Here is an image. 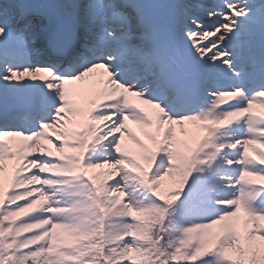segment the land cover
Here are the masks:
<instances>
[{
	"label": "snow or ice",
	"instance_id": "6c2138e0",
	"mask_svg": "<svg viewBox=\"0 0 264 264\" xmlns=\"http://www.w3.org/2000/svg\"><path fill=\"white\" fill-rule=\"evenodd\" d=\"M61 7L0 0V264H264V0Z\"/></svg>",
	"mask_w": 264,
	"mask_h": 264
},
{
	"label": "rangeland",
	"instance_id": "374dc122",
	"mask_svg": "<svg viewBox=\"0 0 264 264\" xmlns=\"http://www.w3.org/2000/svg\"><path fill=\"white\" fill-rule=\"evenodd\" d=\"M18 2L21 3H31V4H36L40 5V11L44 14V16L47 17V19L44 18V16H38L35 18L34 23H36L39 27L45 26L49 21L53 22L52 15L54 13H61L63 14L66 11H71L70 9H65L62 8L61 5L69 2V0H25L24 2L21 0H18ZM255 2L258 4L259 0H255ZM190 3L192 5L196 4H213L217 6H223V0H190ZM242 41H246L248 38L247 37H242ZM21 102H23V99H18V98H12L8 102V107H12L11 111L19 113L22 108H21ZM9 122H22V121H9ZM131 123V122H130ZM133 128H136L135 125H132ZM186 129H194V125H185ZM177 135H180L178 128H177Z\"/></svg>",
	"mask_w": 264,
	"mask_h": 264
}]
</instances>
